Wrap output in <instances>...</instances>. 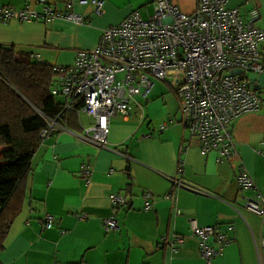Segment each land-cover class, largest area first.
Listing matches in <instances>:
<instances>
[{
    "label": "crops",
    "instance_id": "1",
    "mask_svg": "<svg viewBox=\"0 0 264 264\" xmlns=\"http://www.w3.org/2000/svg\"><path fill=\"white\" fill-rule=\"evenodd\" d=\"M0 0V7L41 11L43 5L62 11L66 3L84 18L74 24L50 22L0 23V44L13 46L40 64L69 67L79 51L92 50L104 29L122 22L134 11L151 14L154 0H100L96 15L90 0ZM183 13L195 9V0H172ZM244 19L256 9V27H264V0H231ZM264 57V43L259 45ZM261 109L232 123L237 153L253 179L256 191H241L235 170L217 162L214 152L202 156L197 142L180 123L174 91H151L127 117L110 121L108 148L83 142L69 132L57 131L42 139L34 153L22 209L14 219L0 264H204L189 220L213 227L232 240L215 264H260L255 249L264 225L244 208L245 198L264 199V93ZM161 96V97H160ZM160 97V101H155ZM64 125L80 134L93 124L86 114L69 112ZM166 128L159 130L160 126ZM117 149L115 153L111 149ZM180 164L183 165L179 172ZM180 179L177 188L170 179ZM152 194L144 210V195ZM110 195L125 205L114 207ZM51 227L44 229V218ZM116 219L118 228L106 232L103 220ZM232 227V229H229ZM182 238L180 245H174ZM264 261V251L261 252ZM264 264V262H263Z\"/></svg>",
    "mask_w": 264,
    "mask_h": 264
},
{
    "label": "built area",
    "instance_id": "2",
    "mask_svg": "<svg viewBox=\"0 0 264 264\" xmlns=\"http://www.w3.org/2000/svg\"><path fill=\"white\" fill-rule=\"evenodd\" d=\"M195 1L194 11L183 13L172 0H154L152 13L146 18L134 11L119 24L104 29L92 50L77 52L71 66L52 67L57 79L51 94L61 96L64 105L55 117L39 112L47 123L41 139L65 131L90 145L108 148L110 121L117 115L127 117L133 107L142 113V104L136 99L146 101L154 80H158L175 89L180 123L189 138L197 142L200 154L216 153L218 163L226 161L235 170L241 191H256L237 153L232 123L241 115L261 109L258 78L264 75V57L259 45L264 43V27L255 26L259 19L256 9L244 19L239 9L228 6L231 0ZM89 2L94 14L100 15L102 2ZM55 19L74 24L85 21L72 11L70 3L62 11L45 4L41 11L0 7V23ZM250 74L257 79L250 80ZM67 112L84 113L93 124L80 134L73 133L63 122ZM165 128L162 125L159 130ZM111 150L118 153L116 148ZM260 154L264 157V142ZM182 167L180 164L179 172ZM170 180L177 188L185 187L178 178ZM144 199L147 211L151 209L152 194L146 192ZM109 200L114 207L125 205L122 196L110 195ZM244 208L264 225V199L260 195L245 198ZM51 219L45 216L44 229L51 227ZM188 223L203 263L215 264L216 257L232 240L216 228L198 226L195 219ZM103 226L106 232L118 228L113 216L104 219ZM182 242V238H176L174 245ZM255 249L263 264L264 234Z\"/></svg>",
    "mask_w": 264,
    "mask_h": 264
},
{
    "label": "trees",
    "instance_id": "3",
    "mask_svg": "<svg viewBox=\"0 0 264 264\" xmlns=\"http://www.w3.org/2000/svg\"><path fill=\"white\" fill-rule=\"evenodd\" d=\"M56 79L52 67L0 44V251L22 209L32 157L47 127L40 113L55 117L64 105L51 94Z\"/></svg>",
    "mask_w": 264,
    "mask_h": 264
},
{
    "label": "rangeland",
    "instance_id": "4",
    "mask_svg": "<svg viewBox=\"0 0 264 264\" xmlns=\"http://www.w3.org/2000/svg\"><path fill=\"white\" fill-rule=\"evenodd\" d=\"M152 11V9H151ZM152 91H175V89L171 88L169 85L165 84L162 81L154 80V88ZM264 93V89L261 91ZM161 97V96H160ZM160 97L155 99V101H160ZM138 101V99H136Z\"/></svg>",
    "mask_w": 264,
    "mask_h": 264
},
{
    "label": "water",
    "instance_id": "5",
    "mask_svg": "<svg viewBox=\"0 0 264 264\" xmlns=\"http://www.w3.org/2000/svg\"><path fill=\"white\" fill-rule=\"evenodd\" d=\"M236 73H239V71H236ZM249 79L254 81L257 79L256 75L255 74H250L249 76ZM258 82H259V85L261 88H264V75H261L259 78H258Z\"/></svg>",
    "mask_w": 264,
    "mask_h": 264
}]
</instances>
